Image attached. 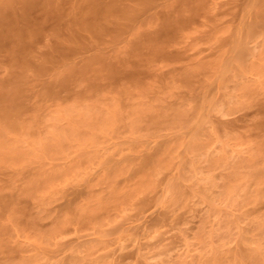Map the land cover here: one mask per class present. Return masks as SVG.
I'll return each instance as SVG.
<instances>
[{
	"label": "rangeland",
	"instance_id": "374dc122",
	"mask_svg": "<svg viewBox=\"0 0 264 264\" xmlns=\"http://www.w3.org/2000/svg\"><path fill=\"white\" fill-rule=\"evenodd\" d=\"M136 5L0 53V264H264V0Z\"/></svg>",
	"mask_w": 264,
	"mask_h": 264
},
{
	"label": "bare ground",
	"instance_id": "6f19581e",
	"mask_svg": "<svg viewBox=\"0 0 264 264\" xmlns=\"http://www.w3.org/2000/svg\"><path fill=\"white\" fill-rule=\"evenodd\" d=\"M50 1L53 2V0H50ZM75 1H78L76 7H75V5L73 6L74 8H76V10L73 11L74 9L72 8L73 9L71 11L72 12V18L70 17L71 21H70V23H68L69 20L67 22H64V21H66L65 18H67V16H65V14H64L65 10L61 11V9L56 6V5H58V3L56 4L54 2L55 6L53 5L54 7H51V6H47V4L44 2V0H24V4H25L24 8H26L25 10L28 11V14H26L23 21H20V19L18 17H16V15L18 16V14L17 13L14 14V6H13L14 2H13V0H0V15H1V19H0V53L3 51V49H6L4 51H8V56H9L11 62L16 63L18 65L22 62V60L26 59V57H24V55L26 54L25 53L26 49L29 47V46H27V43H29L28 41H33L36 37H39V34L41 33V29H43L42 25H44L45 22L52 21L53 23H56L58 32L61 31V29H62V31H63V29H65L66 31L69 32L68 38L69 39H75V37H77V35H78V37H79V35H83L82 33L80 34V32L81 31L83 32L84 30H85L84 32L88 31L91 33L100 34L104 31H106L110 22L113 21V18L122 17L124 19H129L130 17L132 18V15H134V13L136 14L138 12V10H140V9H138L139 6H137V5H136L137 8L131 9V7H130L129 9H127V8L121 9L120 8L121 6L119 7V0H110V1H107V0H75ZM251 2H253V1H251ZM54 3H52V4H54ZM40 6L44 7V9H42V10H44L45 12L42 11L43 14L41 13L42 15L36 17L33 12L38 11V9H36V8L40 7ZM133 7H135V6H133ZM61 8H62V6H61ZM40 11H41V9H40ZM261 13H263V11H261ZM33 14H34V16H33ZM67 14H68V12H67ZM263 15H264V13H263ZM260 16L263 17L262 15H260ZM67 19H69V18H67ZM53 25H55V24H53ZM53 29H56L55 26ZM236 44H235V47H236ZM237 52H240V51H237ZM3 53H5V52H2V54ZM16 64H15V66H16ZM13 67H14V65H13ZM15 74H16V72H15ZM15 74H13V75H15ZM14 90H17V89H14ZM16 98H17L16 92L5 91L2 89V86H1V88H0V105L6 101H10V103L11 102L15 103L14 101L16 100ZM13 103H11V104H13ZM4 104L7 105V103H4ZM9 110H12V109H10V107L8 109L2 108V110H0V111H2L4 113H3V115L0 114L1 115L0 117L4 116L3 121L5 123V125H4L5 127H7V128L10 127L11 129L12 128L16 129L17 128L16 123H13L10 121L12 114L10 113ZM144 163H147V159L145 160ZM144 163H142V164H144ZM144 165H146V164H144ZM49 178L50 177H48V180H49ZM44 180H45V178H44ZM47 182L48 181H45L44 183H47ZM37 187L35 184V185H32L31 188L33 190H38ZM257 252L259 253V251H257ZM261 252L262 251H260V253ZM252 253H251V255H252ZM261 255H262V253H261ZM257 256H259V254L254 253V255H252L251 258L254 257V259L260 261L258 259L259 257H257ZM263 257H262V259H263Z\"/></svg>",
	"mask_w": 264,
	"mask_h": 264
}]
</instances>
